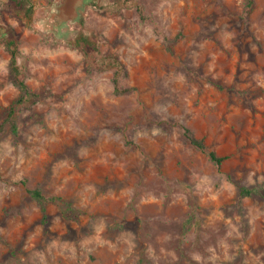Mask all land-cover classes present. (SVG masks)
Masks as SVG:
<instances>
[{
    "label": "rangeland",
    "instance_id": "374dc122",
    "mask_svg": "<svg viewBox=\"0 0 264 264\" xmlns=\"http://www.w3.org/2000/svg\"><path fill=\"white\" fill-rule=\"evenodd\" d=\"M65 1L0 0V120L5 39L37 95L0 143V264H264V0Z\"/></svg>",
    "mask_w": 264,
    "mask_h": 264
},
{
    "label": "trees",
    "instance_id": "16d2710c",
    "mask_svg": "<svg viewBox=\"0 0 264 264\" xmlns=\"http://www.w3.org/2000/svg\"><path fill=\"white\" fill-rule=\"evenodd\" d=\"M11 6L12 11L16 16H20L26 20H30L33 14L30 0H8ZM138 13H141V9L138 10ZM142 18V16H140ZM92 44L81 36L75 38L72 42L74 47H90ZM4 48L6 49L9 55V64H8V77L11 85L17 91V97L10 103L8 108L5 111V116L0 120V143L2 139L9 135L11 138L15 139L18 136V127L15 117V113L18 108L25 106L26 104L36 101L37 95L33 93L25 84V73L21 71L20 67L17 64L18 60V51L14 41L11 39H5ZM112 87L114 95H127L132 92L131 89L121 88L118 85L117 78L114 76L112 78ZM184 137L188 141L189 145L201 154H205L208 160L216 167H219L223 162L224 158L216 157L214 153L208 152L202 141L196 140L192 134L184 129ZM257 193V191L251 190H240L241 196H250L251 193ZM30 198L36 203L39 207L41 219L40 224L46 225L47 216H46V206L53 204L57 201L56 198H47L45 197L39 189H34L27 192ZM69 213V216H66V219L75 220L78 217L79 212L71 208L66 204V210Z\"/></svg>",
    "mask_w": 264,
    "mask_h": 264
},
{
    "label": "crops",
    "instance_id": "0c3cea01",
    "mask_svg": "<svg viewBox=\"0 0 264 264\" xmlns=\"http://www.w3.org/2000/svg\"><path fill=\"white\" fill-rule=\"evenodd\" d=\"M72 1H73V0H66L65 3H64V5L61 6L59 10L64 9V7H67V6L70 7V5L72 4ZM67 9H68V10H67V13H70L71 11L75 10L76 8H75V9L73 8V10H69V8L67 7ZM71 9H72V8H71ZM65 11H66V10H65ZM59 12H60V11H59ZM62 14H63V12L61 11V12H60V16H62ZM60 18H61V17H60Z\"/></svg>",
    "mask_w": 264,
    "mask_h": 264
}]
</instances>
